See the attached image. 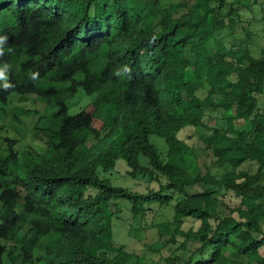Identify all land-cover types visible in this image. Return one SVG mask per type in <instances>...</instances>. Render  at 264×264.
Instances as JSON below:
<instances>
[{
  "label": "trees",
  "instance_id": "16d2710c",
  "mask_svg": "<svg viewBox=\"0 0 264 264\" xmlns=\"http://www.w3.org/2000/svg\"><path fill=\"white\" fill-rule=\"evenodd\" d=\"M162 2L0 0V121L44 140L18 154L0 136V264H145L112 244L114 220L172 200L174 224L200 225L166 264H264V34L214 41L243 0ZM188 126L206 131L204 174L188 171ZM118 160L147 191L100 176Z\"/></svg>",
  "mask_w": 264,
  "mask_h": 264
},
{
  "label": "rangeland",
  "instance_id": "374dc122",
  "mask_svg": "<svg viewBox=\"0 0 264 264\" xmlns=\"http://www.w3.org/2000/svg\"><path fill=\"white\" fill-rule=\"evenodd\" d=\"M167 3L168 0H162ZM235 17L237 23L233 28L226 27L214 35V41L220 40L226 46L238 44L239 39L244 36V31L248 29L255 35L264 34V0H243V2L235 5ZM256 38L253 37V42ZM206 88L199 92V96L205 95ZM264 100V96H259V104ZM223 111L220 109H208L205 120L209 126H213L221 121ZM238 126L245 127L247 123L239 120L236 122ZM206 133L203 129H196L188 126L179 132V138L184 140L190 148L195 149L196 155L187 154L186 162L188 171L196 175L204 174L207 168H212L213 159L203 154L200 150V136ZM0 136L11 140L13 149L18 154L21 153H37L44 151V140L37 138L33 132H22L16 130L9 125H3L0 121ZM150 141L155 144L158 151L163 157L167 154V146L164 139L157 135H150ZM140 162L146 164V159L140 156ZM247 164L241 165L238 169H245ZM215 173H219V168L213 169ZM102 178H108L114 185L128 187L133 191L140 193L148 190L149 179L146 175L138 174L131 177L127 172L126 163L118 160L115 168L109 171L99 169ZM222 199V207L225 214H230L231 209L237 204L231 198L229 193H218ZM175 200L169 205L159 208L153 207L144 217L134 215L129 206L123 202L122 212L118 219L114 220V236L112 244L116 247H122L128 253L132 254L129 262H143L145 264H166L165 259L170 256L179 254L182 245H190L188 237L196 232L200 225V220L192 217L185 218L179 224H174L172 206ZM264 228V223H263ZM264 254V249H261ZM39 254L35 252V256Z\"/></svg>",
  "mask_w": 264,
  "mask_h": 264
}]
</instances>
